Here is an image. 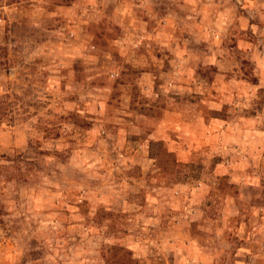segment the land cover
Segmentation results:
<instances>
[{"label": "rangeland", "instance_id": "1", "mask_svg": "<svg viewBox=\"0 0 264 264\" xmlns=\"http://www.w3.org/2000/svg\"><path fill=\"white\" fill-rule=\"evenodd\" d=\"M249 11L0 0V264H264V35ZM147 139L180 166L159 168Z\"/></svg>", "mask_w": 264, "mask_h": 264}, {"label": "trees", "instance_id": "2", "mask_svg": "<svg viewBox=\"0 0 264 264\" xmlns=\"http://www.w3.org/2000/svg\"><path fill=\"white\" fill-rule=\"evenodd\" d=\"M12 112L13 105L9 99V95L7 93L0 95V124L7 121H12ZM147 157L154 160V162L158 165L163 164L165 166H170V170L175 171L174 168L180 166V163L177 162L173 156V154L166 149L163 144V141L160 139H147ZM158 167L162 168L161 165ZM163 166V168H166Z\"/></svg>", "mask_w": 264, "mask_h": 264}, {"label": "crops", "instance_id": "3", "mask_svg": "<svg viewBox=\"0 0 264 264\" xmlns=\"http://www.w3.org/2000/svg\"><path fill=\"white\" fill-rule=\"evenodd\" d=\"M249 1V17L252 18L249 20L248 27L252 29L255 35H264V0H248ZM250 47V46H249ZM255 48V47H254ZM257 53L261 56H254L255 65L262 67L264 65V48L257 49ZM264 80V79H262ZM165 120L168 121V118L165 117Z\"/></svg>", "mask_w": 264, "mask_h": 264}]
</instances>
